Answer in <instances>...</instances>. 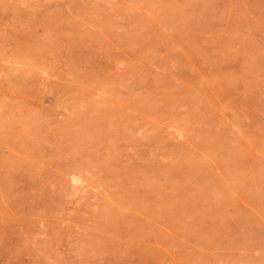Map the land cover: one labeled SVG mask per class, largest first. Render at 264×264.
Instances as JSON below:
<instances>
[{"label":"rangeland","instance_id":"obj_1","mask_svg":"<svg viewBox=\"0 0 264 264\" xmlns=\"http://www.w3.org/2000/svg\"><path fill=\"white\" fill-rule=\"evenodd\" d=\"M0 264H264V0H0Z\"/></svg>","mask_w":264,"mask_h":264}]
</instances>
